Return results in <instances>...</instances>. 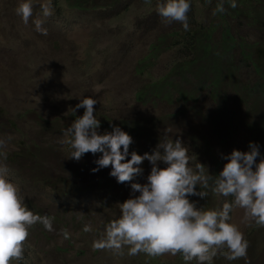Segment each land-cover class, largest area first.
Returning a JSON list of instances; mask_svg holds the SVG:
<instances>
[{
    "label": "rangeland",
    "instance_id": "374dc122",
    "mask_svg": "<svg viewBox=\"0 0 264 264\" xmlns=\"http://www.w3.org/2000/svg\"><path fill=\"white\" fill-rule=\"evenodd\" d=\"M259 1L252 5L257 9L254 16L248 0H235V8L225 0L223 13L215 11L219 0H189L186 31L179 22L164 21L156 11L157 0H93V6L87 4L81 11L69 8L64 0H51L53 15L43 25L47 35H42L32 21L44 0H30L33 17L27 25L15 11L24 0H0V138L11 137L3 162L27 208L55 217L53 231L39 223L29 228L24 259L12 264H185L180 254L130 256L127 248L121 255L93 247L105 225L120 215L117 203L130 197L131 188L110 176L111 167L91 171L100 154L87 153L79 161L69 158V146L60 143L63 130L84 112L81 108L74 114L70 107L79 98L91 97L97 100L94 115L101 133L111 131V125L127 132L122 121L138 122L151 131V143H158L165 133L182 139L193 168L199 162L210 170L215 157L224 162L222 171L226 163L222 156L233 149L246 151L249 108L264 112L263 99L248 96L246 90L259 81L248 61L231 78L226 73L230 63L224 59V48L230 44L235 46L236 64L242 57L241 45L247 51L248 45L264 47V27L256 26L264 22V0ZM227 28L236 43L225 33ZM199 29L203 35L214 32L211 45L203 42L204 37L200 40ZM210 46L217 50L216 55L210 53L217 62L214 67L220 72L222 62L224 69L216 99L211 96L218 89L216 79L206 70L210 64L200 67L209 75L199 84L204 90L198 89L191 74L184 79L176 73L189 65L198 70L199 62L192 65L200 55L198 47ZM180 62L187 63L178 67ZM220 106L229 113L227 142L218 133L224 122L218 120ZM203 139L214 157L204 152ZM135 145L143 155L145 144ZM141 167L143 174L135 182L146 183L151 164L145 160ZM230 216L244 237L255 225L242 222V209L233 208ZM85 225H90V232L83 231ZM221 259L220 264L230 262Z\"/></svg>",
    "mask_w": 264,
    "mask_h": 264
},
{
    "label": "clouds",
    "instance_id": "9594fccd",
    "mask_svg": "<svg viewBox=\"0 0 264 264\" xmlns=\"http://www.w3.org/2000/svg\"><path fill=\"white\" fill-rule=\"evenodd\" d=\"M227 2L232 8L237 6L235 0ZM224 4L225 0H219L215 11L223 13ZM190 8L189 0H157L156 3V11L164 21L179 22L186 31ZM15 11L26 25L33 17L30 0L19 3ZM52 15L51 0H44L40 13L32 21L35 30L47 35L43 25ZM234 48L231 47L232 53ZM247 61L242 57L238 64L235 61L236 69ZM79 101L70 110L75 114L83 108V115L77 116L63 130L60 143L69 146V158L76 161L87 153L100 154L94 161L97 167L91 171L111 167L110 176L131 188L130 197L117 203L120 215L110 220L100 237L94 240L95 249L122 255L127 248L130 256L180 254L185 262L196 261V264H212L218 255L229 261L247 260L248 242L238 226L230 223V212L233 208L242 209L243 223L264 227V156L258 144L249 142L248 151L233 149L229 155L222 156L227 162L222 171L213 176L204 164L198 162L193 168L183 140L170 138L167 133L150 152L143 155L129 152L133 138L119 126L111 125V131H99L100 121L94 115L97 100L86 96ZM9 140L10 136L0 138V264L22 261L29 228L39 223L53 231L55 219L34 214L23 202L3 162L7 159ZM145 160L151 164L147 182H135L143 174L141 165ZM161 163L165 167H160ZM210 181L212 192L232 197L231 202H224L219 209H206L190 200L192 196L206 198L208 192L201 189H208ZM83 231L90 232V225H85Z\"/></svg>",
    "mask_w": 264,
    "mask_h": 264
},
{
    "label": "trees",
    "instance_id": "16d2710c",
    "mask_svg": "<svg viewBox=\"0 0 264 264\" xmlns=\"http://www.w3.org/2000/svg\"><path fill=\"white\" fill-rule=\"evenodd\" d=\"M64 1L67 3V6L69 8L79 9L80 11L87 9L86 7L87 4L90 6L94 5L93 0H64ZM257 1L260 2L259 0ZM254 2H256V0H248L249 9L252 8V5ZM251 12L254 16L257 15V9H254V7L252 8ZM256 26H259V28H263L264 22L260 21V25L256 24ZM201 30L202 29H199L198 31L201 33L200 40H203V37H204L203 42L211 45V43H213L212 37H213L214 32L211 34L207 33L203 35ZM230 31L231 30L227 28L225 30V33L227 34L228 37L232 38V40L235 41L236 43L237 40L232 35V33H230ZM190 35L193 36L191 32H190ZM164 40L165 39H162V41ZM227 46H231V44ZM231 47L225 49L226 53L224 54H227V56L224 59H226L227 63H230L229 67L226 68V73H228L231 78H235L237 76L238 69H236L235 58H234V54L231 52ZM198 48L201 50L200 55L196 56L193 59V63H192L193 66L195 65L196 62L200 63L198 70L194 69L191 65H189V67L186 68L185 71L181 70L176 73H178L179 76H183L184 79L186 77L185 76L186 74H191L195 79L194 81L197 82L196 86L198 87V89L204 90L199 84H201L203 77L209 76V75L204 73L203 68L200 69V67L202 66V63L210 64L208 66V69L206 70H207V73H211L212 77H215L216 79V82H217L216 85H218L217 86L218 89L215 91V93L210 91L211 96L216 99L218 95H221L220 88L222 87L221 85L222 82L218 79H219V75H222L224 72L223 64L222 62L218 64L220 68V72H218L217 69L214 67V65H216L217 62L215 64L213 63L212 58H211L212 56L210 54V53H213L216 55L217 50L216 49L214 50L212 46L206 47L205 49H202L201 47H198ZM241 48L243 49L242 58L245 61L248 60V67H251L252 69H254V72L259 78V81L255 82L254 84L252 85L248 84L246 88V90L248 89V96L249 95L257 96L259 98H262L263 99L262 102H264V78H263V75H264V47H259L258 44H255L253 46L248 45V51H247V48L244 47V45H241ZM247 54H248V59L246 58ZM183 63H187V62H180L178 64V67L182 65ZM187 72H190V73H187ZM262 81H263V84L260 85ZM172 82L174 84V81ZM175 86L179 90L180 93L185 94L182 88L180 89L177 85ZM185 95L190 97L189 94L188 95L185 94ZM179 100L181 101V96L179 97ZM172 117H176V116L172 115ZM228 117H229V113L224 111L223 107L220 106L218 120L222 119L224 122L221 123L222 125L218 129V133L222 137L226 138V142L229 141L230 139V131H229L230 122L228 121ZM248 118L249 119H248V125H247L248 134H247V142H246V151L249 150L248 149L249 142H254L259 145V151L261 155L264 156V112H260L257 106H255V109L249 108ZM120 125L122 128H128L127 133L133 138V143L130 145L131 151H137L138 154L141 153L140 148H138L135 145V141H142L145 144V148H146L144 149L145 152H150L155 147L157 141H154L153 143L149 141L151 137L150 135L151 131L144 129L142 125L139 124L138 122L137 123L135 122V124H132L130 122L122 121ZM200 144L202 145L204 152H206L208 155L213 156V154L210 151V146L206 139H203V141ZM213 161L214 162H213L212 168L208 170L211 175L215 176V175H218L219 172L221 171V166L223 165L224 162L220 161L219 159H216L215 157L213 158ZM209 184H210V187L208 189H201V190L208 192V196L206 198L201 199L200 197L192 196L190 197V200L196 201L198 207H204L206 209H219V208H222L224 202L226 201L231 202L232 197H224L222 195H217L213 193L211 190V181L209 182ZM74 186L75 188L78 189L76 185ZM197 190H199L198 187H197ZM231 213L232 212H230V215ZM252 230H255V232L250 233V231ZM245 239L248 242L247 260L241 258V259H237L234 261H230L229 264H248L250 263V261H257V260L264 261V254H263L264 253V227L254 225L253 228L249 230V233L247 230ZM220 259H221V255H218L217 257L213 259L212 264H220V261L222 260ZM184 263L185 264H196V261H191V262L184 261Z\"/></svg>",
    "mask_w": 264,
    "mask_h": 264
},
{
    "label": "flooded vegetation",
    "instance_id": "af4514ba",
    "mask_svg": "<svg viewBox=\"0 0 264 264\" xmlns=\"http://www.w3.org/2000/svg\"><path fill=\"white\" fill-rule=\"evenodd\" d=\"M232 18H233V17H232ZM227 48H229V46L225 47L224 49H227Z\"/></svg>",
    "mask_w": 264,
    "mask_h": 264
}]
</instances>
